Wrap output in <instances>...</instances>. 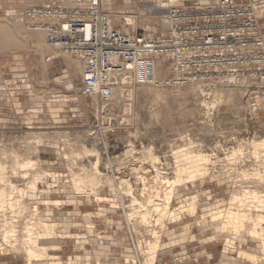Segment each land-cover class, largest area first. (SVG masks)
I'll return each instance as SVG.
<instances>
[{"label":"rangeland","instance_id":"obj_1","mask_svg":"<svg viewBox=\"0 0 264 264\" xmlns=\"http://www.w3.org/2000/svg\"><path fill=\"white\" fill-rule=\"evenodd\" d=\"M239 1L253 8L259 35L264 37V0ZM107 2L104 0V9L114 27L130 33L157 34L163 31L164 16L170 8L213 5L219 0ZM127 17L133 19V26L126 25ZM254 52L263 58L243 69L246 74L235 81L210 79L175 84L171 81V64L163 57L141 60L153 65L154 75L158 76L152 79L143 75L139 61L128 78L123 77L122 91L115 92L114 100L103 107L97 97L82 93L83 66H76L80 59L48 44L45 32L26 20L23 0H0V164H7L6 171L20 186L37 171L54 174L39 183L44 191H50L36 192L30 200L39 201L40 218L57 222L58 236L45 241L59 248L50 251L47 261L34 263L144 264L140 243L153 240L155 229L161 232L155 264H264V257L253 262L226 249V237L231 236L237 249L244 248L260 257L263 254L258 241L247 237L245 244L241 238L222 232L220 221L210 217L211 210L226 204L232 190L241 185V167L253 171L264 165L260 164L264 160L259 163L253 157L251 146L253 140L264 139V48ZM157 91L164 93L159 94L162 98ZM192 142L195 150L212 157L211 172L203 180L177 187L172 207H179L188 196L200 194L196 214L184 212L182 219H168L163 228L153 222L137 231L135 220L127 218L132 197L143 200L153 189L150 185L156 186L148 150L160 157V169L172 177L174 151ZM234 148L244 150L245 157L232 166L228 158ZM16 156L36 163L29 169L27 180L19 178L20 174L15 178L11 170ZM98 157L99 169L115 184L102 186L97 194L119 202L120 207L99 202L94 195L88 199L73 189V172L91 169ZM121 179L132 187L131 192L118 188ZM44 200L60 204L47 205ZM0 264L27 263L22 255H5L0 256Z\"/></svg>","mask_w":264,"mask_h":264},{"label":"built area","instance_id":"obj_2","mask_svg":"<svg viewBox=\"0 0 264 264\" xmlns=\"http://www.w3.org/2000/svg\"><path fill=\"white\" fill-rule=\"evenodd\" d=\"M29 24L45 32L49 45L83 63L82 93L103 107L115 97L119 81L141 59L163 57L172 82L239 80L243 69L261 61L264 48L252 7L239 0L173 7L161 33L126 32L111 24L102 0H23Z\"/></svg>","mask_w":264,"mask_h":264},{"label":"bare ground","instance_id":"obj_3","mask_svg":"<svg viewBox=\"0 0 264 264\" xmlns=\"http://www.w3.org/2000/svg\"><path fill=\"white\" fill-rule=\"evenodd\" d=\"M118 20L119 19H117V21ZM125 23L126 25L129 26H133L134 24L133 19L128 17ZM141 60H145V59H141ZM141 60L139 61L142 64L141 66H142L143 75L150 76L152 79L158 76V75H154L155 67L153 65L146 64L145 62L147 61H141ZM80 64H82L83 66L81 60L79 63L76 62V66L78 68H80ZM82 69L84 70V67ZM126 78L128 77L126 76ZM124 81L125 79L123 78L119 81L118 85L116 86V94L118 93V90L122 91V87H123L122 83H124ZM157 92H158L157 95L160 98L161 95L159 94H162L163 92L161 93H159V91ZM251 146L253 149L252 152L253 157L255 156V158L259 161V163L260 161L262 162V160H264V139L253 140L251 142ZM84 151L88 153L90 150L85 148ZM243 151L244 150L242 149H235V148L231 151V155H229L228 159H230L232 166L239 158L245 157V156L243 157L244 155ZM77 152L79 153V151H76L75 154L79 155ZM68 154L72 155L73 152ZM147 156L151 159L150 161L153 162L152 164L155 168L153 181H155L154 183L156 186L152 187L153 184L152 183H151L152 185L149 184L150 187L153 189H151V191L149 190L148 196H145L143 200L142 197L140 199L135 195H133L131 200L132 210L128 214L126 213L127 211L125 212V214H127L128 216L127 218L130 221L135 220L134 223L132 222L134 225L133 227L139 232L141 231L140 227L142 226L147 227L153 222H157L158 224L162 225L161 228H163L165 222L168 219H182L181 215H183L184 212H188L192 215L196 214L200 194L188 196L185 199V202L182 203L179 207H172V201L176 194V188L179 186L187 185L188 183L196 182L197 180H203L211 172L210 162L212 157L203 151L195 150L194 142L190 143L189 147L187 148L184 147L174 151L173 153L174 172L172 177L168 173H166V171L163 172L160 169L159 163L161 162V159L159 156L155 155V153H153L151 149L148 150ZM20 158L17 156L15 157V159L13 160V164L11 166V170L13 171L15 178L18 176V174H20L21 177L19 176V178H22L24 180L26 178H29L31 174H29L28 171L31 168H35L36 163L33 159H29V158L20 159ZM100 163H101L100 158L98 157L97 160L93 163L92 165L93 167L91 166L92 167L91 169L84 167L82 169V173H78V172L76 173L72 171L73 189L76 192V194H82V195L85 194L88 197V199L91 197V195H94L97 201L106 202V203L112 202L113 205L116 206L118 205L119 202L117 203V201L115 202L112 199L110 200L107 197H102L97 194V191L102 186L104 185L112 186L115 184L114 179L111 176H109L106 173H103L99 169ZM263 163L264 162L260 164ZM5 165L0 164V170H1L0 214L2 215V217L4 216V223L2 225L0 224V256L22 255L27 264H35L34 262H39V261L43 262L44 260L47 261L48 258H50L51 256L50 251L57 250L59 247L58 245L51 244L49 242H46L45 240L58 236V225L57 222L50 221L46 218H40L39 207H38L39 201L31 202L30 196L34 193L37 195L36 192L40 194L45 193L46 190L44 191V189L39 186V183L41 182V180L43 181L47 176L49 175L51 176L54 174L44 170L37 171L36 173L32 174L31 179L28 180L24 186H20L12 180L13 175L10 176V174H8V171H6L7 167ZM237 169H240V167ZM19 171H22V173H20ZM250 171H252V169L248 170L247 167L244 166L241 167L240 173L238 174V180L240 181L239 184L241 185L240 186L238 185L239 188L236 187L234 190H232L230 199L226 201V204L221 206L217 205L215 209L211 210L210 217L212 218L213 221H220V228L222 232L234 235L235 238L239 237L242 239L241 241L244 243L247 241V237H250L255 241H258L260 243L259 246L262 248L263 251L261 257L259 254L255 252H250L244 248L239 249L238 247L237 249V247H235V242L231 236L226 237V245H225L226 249H229L232 252L237 251L238 257L256 262L259 260L262 261L261 259L262 257H264V165L262 167L254 169L252 172ZM143 179L144 178H142V180ZM251 179H253L255 182L253 180L251 181ZM146 180H147L146 182H148V179ZM250 181L253 183H251ZM249 183L254 185H250ZM118 185H119L118 188L121 191L127 189L131 192L132 187L128 185V182L125 179H121ZM49 188L51 189V187ZM48 192L46 191V193ZM124 198L122 199L123 201ZM44 203L47 205H50L51 203L55 205L60 204L59 201H50V200H44ZM7 214L10 216H7ZM159 233L161 234V232ZM159 233H157L154 229V232L152 233L153 235L155 234L154 236L152 235V237L154 238V239L152 238L153 240L149 239V241L145 242V245H143L144 244L143 242H142L143 244L139 242L141 249L140 251L144 255L143 256L144 264H155L156 256H158L157 252L160 247L161 237ZM261 248L258 249L260 250ZM142 263L143 262H141V264Z\"/></svg>","mask_w":264,"mask_h":264},{"label":"crops","instance_id":"obj_4","mask_svg":"<svg viewBox=\"0 0 264 264\" xmlns=\"http://www.w3.org/2000/svg\"><path fill=\"white\" fill-rule=\"evenodd\" d=\"M107 4L112 5V0H108ZM102 6H103V10L105 11V9H104V0H103V5Z\"/></svg>","mask_w":264,"mask_h":264}]
</instances>
